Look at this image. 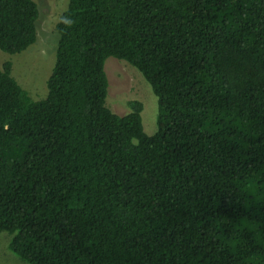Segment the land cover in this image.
Returning a JSON list of instances; mask_svg holds the SVG:
<instances>
[{"label": "trees", "instance_id": "trees-1", "mask_svg": "<svg viewBox=\"0 0 264 264\" xmlns=\"http://www.w3.org/2000/svg\"><path fill=\"white\" fill-rule=\"evenodd\" d=\"M0 0V49L36 42ZM48 92L0 65V232L28 264H264V0H69ZM158 97L106 103L108 57Z\"/></svg>", "mask_w": 264, "mask_h": 264}, {"label": "rangeland", "instance_id": "rangeland-1", "mask_svg": "<svg viewBox=\"0 0 264 264\" xmlns=\"http://www.w3.org/2000/svg\"><path fill=\"white\" fill-rule=\"evenodd\" d=\"M69 0H36L40 15L37 22L38 38L19 53L0 49V65L10 60L12 74L34 99L44 98L48 92L47 79L53 71L59 33L56 23L67 8ZM105 69L109 79L107 105L118 114L129 111L128 102L137 99L143 102L142 120L144 130L154 134L157 129L158 97L142 73L125 60L108 57ZM10 235L0 232V264H28L9 248Z\"/></svg>", "mask_w": 264, "mask_h": 264}]
</instances>
